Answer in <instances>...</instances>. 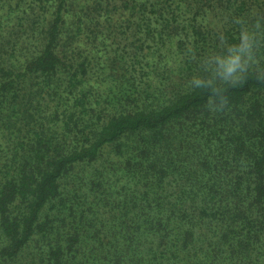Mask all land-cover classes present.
I'll use <instances>...</instances> for the list:
<instances>
[{"label": "trees", "instance_id": "1", "mask_svg": "<svg viewBox=\"0 0 264 264\" xmlns=\"http://www.w3.org/2000/svg\"><path fill=\"white\" fill-rule=\"evenodd\" d=\"M262 67L264 0H0V264H264Z\"/></svg>", "mask_w": 264, "mask_h": 264}, {"label": "clouds", "instance_id": "2", "mask_svg": "<svg viewBox=\"0 0 264 264\" xmlns=\"http://www.w3.org/2000/svg\"><path fill=\"white\" fill-rule=\"evenodd\" d=\"M256 63L252 38L245 35L243 44L232 49L227 58L212 57L206 78L197 76L192 83L196 87H208L211 90L209 106L218 108L226 103L221 86L240 82ZM261 71L264 72V67Z\"/></svg>", "mask_w": 264, "mask_h": 264}]
</instances>
